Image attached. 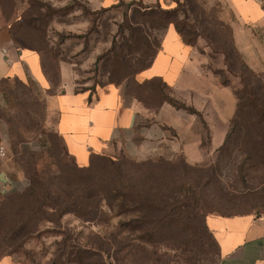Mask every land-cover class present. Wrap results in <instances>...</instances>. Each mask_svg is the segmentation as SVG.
<instances>
[{
  "label": "rangeland",
  "instance_id": "374dc122",
  "mask_svg": "<svg viewBox=\"0 0 264 264\" xmlns=\"http://www.w3.org/2000/svg\"><path fill=\"white\" fill-rule=\"evenodd\" d=\"M190 1L191 6L185 0H163L162 6L161 2L147 5L142 1L116 0L113 6L105 8L93 6L94 0H0V29L19 22L16 35L33 50L25 41L41 45L43 32H46L49 49L70 56L76 64L73 70L75 82L80 83L78 87L94 86L97 92L116 81L121 69V64L104 56L110 51L114 38L120 46L122 37H128V31L122 34L120 26L136 23L153 54L166 25L157 30L147 29L141 14L151 8H195V13L187 12V18L179 11L181 21L199 33L193 44L200 52L206 50L210 54L213 74L221 81L228 79L237 93L238 110L228 144L212 158V163L190 165L192 168L214 167L217 172L210 175L215 190L194 189V192L182 193L180 201L187 206L175 219L161 224L150 241L145 236L144 240H137L140 233L135 232L130 246L118 254L121 257L118 264H216L220 254L206 230V216L217 211L225 215L264 213V133L250 126L258 119L264 120V70L256 71L248 66L257 76H242L239 63L231 56L228 62H232L240 75L229 73L224 56L213 48H218L217 44L222 42L232 47L233 12L223 0L212 5L206 0ZM198 16L204 18L205 24H198ZM32 26L40 31L34 32ZM61 32L80 38L59 45ZM117 52L127 54L133 64L136 51ZM98 57H102L99 63L96 62ZM150 60L151 57L145 60L144 65ZM141 68L129 66L127 77L121 82L132 92L140 91L134 78ZM61 90V76L59 85H54L48 76L42 85L29 75L25 80L0 78V261L11 257L19 264H75L71 260L76 257L70 254L83 249L87 243L92 244L93 233L104 234L107 230L121 240L127 237L118 226L120 218L110 211L102 195L92 194L67 209V200L66 204L55 200L61 191L69 190L66 188L75 178V161L67 154L66 145L56 131V112L50 108V99ZM109 154L113 155L114 151ZM37 177L51 193L44 202L40 187L31 188L32 180ZM207 178L200 172L188 175L189 180L200 186Z\"/></svg>",
  "mask_w": 264,
  "mask_h": 264
},
{
  "label": "crops",
  "instance_id": "0c3cea01",
  "mask_svg": "<svg viewBox=\"0 0 264 264\" xmlns=\"http://www.w3.org/2000/svg\"><path fill=\"white\" fill-rule=\"evenodd\" d=\"M95 7H111L116 0H94ZM142 1L158 4L163 0ZM212 5L217 0H206ZM233 12L234 44L247 65L264 70V7L260 0H223ZM147 29L165 26L151 65L135 79L143 84L161 79L166 92L195 112L178 109L164 101L158 105L147 96L127 92L126 84L107 85L97 94L75 93L73 65L60 63L61 87L50 99L56 112V131L80 167L92 153L123 152L144 161L183 158L192 165L212 163L229 132L237 110L234 89L224 86L210 67L212 57L196 45H187L173 24L142 18ZM19 22L0 29V78L27 75L41 85L45 76L39 54L16 35ZM113 154V155H114ZM204 161H207L204 163ZM206 225L215 237L220 258L216 264H264V213L209 215ZM0 264H19L6 257Z\"/></svg>",
  "mask_w": 264,
  "mask_h": 264
},
{
  "label": "trees",
  "instance_id": "16d2710c",
  "mask_svg": "<svg viewBox=\"0 0 264 264\" xmlns=\"http://www.w3.org/2000/svg\"><path fill=\"white\" fill-rule=\"evenodd\" d=\"M185 1L188 6H191L190 0ZM260 1L263 5L264 0ZM189 10L195 13L196 9H191L190 7L188 8V10H180L176 8H151L147 12L144 11L141 15L143 17L158 19L173 24L183 42L187 45H194L193 39H196V36H198L199 33L196 32L195 29H192L193 26L187 28L186 24L181 21V18L178 14V12L180 11L181 13H183L185 18H187V12ZM197 18L201 20L200 21L199 19H197L198 24H205L204 18H202L201 16H198ZM32 27L34 32L38 33L40 31L38 27ZM125 30L128 31V37H126L125 35L122 37L123 42L120 46L117 44V40L114 38L113 45L110 51L106 55H104L105 57L110 58L111 61L121 64V69H124L122 73L120 72V69L117 72V80L109 82L108 85H120L122 80L127 77V68L129 66L131 68H138L142 66L138 73L148 68L151 65L157 52L156 50L155 53L152 54V48L149 45L146 36L144 35V33L140 34V32L138 31V25L136 23H127L126 26H120V31L122 34ZM142 31L143 28L141 29V32ZM21 33L22 30L20 31V35ZM58 35L60 38L59 45H62L67 40L80 38V36H77L70 32ZM46 38L47 34L46 32H43L41 45H33L31 43H28L27 41L25 42L27 45L32 46L34 50L39 54L41 58V67L43 74L45 76H48L54 83V85H59L61 76L60 63L67 62L72 64L74 67L76 66V64L71 60L70 56H65V54L61 53H54L51 49H49V44L46 43L48 42V40H46ZM217 46L219 47H214L213 50L214 52H219L224 56V64L227 66V71L229 73L240 75V72L242 76L243 74H249L254 77L257 76L243 60L240 52L237 50L234 44V41L231 48L228 46V44H225L223 42L217 44ZM117 50H124L128 54H131L132 51H136V56H134L133 58V64H131V61L127 58V54L121 55L117 52ZM226 51H229V53L227 54ZM231 56H234L236 62L239 63V72L231 64L232 62H228ZM150 57V62L147 65H144L145 60L147 61ZM101 60L102 57H98L96 62L99 63ZM75 83V93L89 92V101L91 102L92 95L97 94V91L94 90V86L92 88L78 87L80 86L78 80H76ZM134 83L137 85L140 91L137 93L132 92V90L127 87V92L132 95H137L140 99H142L144 95V97L147 96L151 100H154L156 105L167 101L178 109H185L190 112H195L194 109L187 107L185 104H180L175 99H173L166 92V85L162 82L161 79L155 78L143 84L138 83L135 79ZM220 83L224 86L230 85V81L228 79L222 81L220 80ZM248 90V86L245 85V91L248 92ZM235 95L237 97L236 91ZM235 115L231 120L229 132L226 136V139L218 151H220L221 148H224L229 142L232 133L231 127H234L232 125L234 124ZM255 123L256 124H251L250 126H256L259 128L260 133H264V120L258 119V121H256ZM67 154L70 155L75 161V158L68 152V150ZM116 154H118V156H120L121 158L118 159V156H115ZM116 154L107 155L92 153L90 156L89 164L84 167L78 166L75 161V178L71 183V186L66 188L69 190L61 191L56 195L55 200H58V203L66 204L69 202L68 204H66V209L69 207L77 206L80 201L86 200L87 198L92 196V194L102 195L103 200L107 204L110 211L113 212V214L117 218H120V220L118 221V226L120 227V230H122L127 236L125 239L121 240L113 231L108 232L106 230L104 234L93 233L94 238L90 239L92 244L87 243L83 247V249H78L77 251H73L70 254L76 257L71 260L75 264H118L121 259L118 254L122 253L121 251L130 246V243L134 240H132V236L135 232L140 233V236L139 238H137V240H144L145 236L148 241H150V239L154 238V233L158 231V229L162 226L161 224H163L167 219H175V216L178 215L181 209L187 206L186 203L180 201V195H182V193L194 192V189L215 190V186L211 184L210 175L216 174L217 171L214 167H209L207 169L192 168L190 166L191 164L187 163L183 158H178L173 161L163 159H148L144 161H138L123 152ZM179 162L183 163L179 166ZM191 172H200L206 174V177L208 176V178L202 182L201 186L195 185L196 181H191L188 179V175ZM38 179L39 178L37 177L32 180L31 188L35 186L40 187V194H42V196L40 197L44 202V200H47L51 196V193L49 191V187H46L42 180ZM220 192L223 194L222 189H220ZM211 196L214 197L215 193L212 192ZM222 196H220V198H223ZM65 200H67L68 202H65ZM54 205L56 206L57 204L55 203ZM243 213L240 212L225 215L217 211V213H210L207 216H230ZM205 226L207 232L209 233L215 244L218 246V243L212 232L206 225V222Z\"/></svg>",
  "mask_w": 264,
  "mask_h": 264
}]
</instances>
